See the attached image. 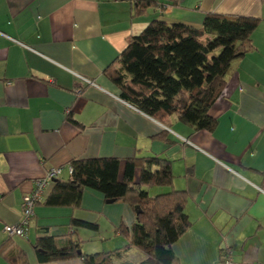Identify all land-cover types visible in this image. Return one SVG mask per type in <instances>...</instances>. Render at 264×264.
I'll return each mask as SVG.
<instances>
[{
    "label": "crops",
    "instance_id": "obj_1",
    "mask_svg": "<svg viewBox=\"0 0 264 264\" xmlns=\"http://www.w3.org/2000/svg\"><path fill=\"white\" fill-rule=\"evenodd\" d=\"M208 13L259 19L209 109L213 131L165 126L119 98L107 71L130 38L153 19L201 28ZM146 155L168 159L173 187L186 191L190 225L172 246L179 264H219L226 248L236 264H264V0H159L144 11L133 0H0V264L19 252L28 264L81 263H40L33 245L43 236L111 252L115 264L142 261L119 230L132 210L92 189L78 207L37 204L24 238L3 227L19 221L23 196L50 169L68 180L73 159L115 157L122 172Z\"/></svg>",
    "mask_w": 264,
    "mask_h": 264
},
{
    "label": "trees",
    "instance_id": "obj_2",
    "mask_svg": "<svg viewBox=\"0 0 264 264\" xmlns=\"http://www.w3.org/2000/svg\"><path fill=\"white\" fill-rule=\"evenodd\" d=\"M158 1L133 0L137 11ZM258 23L255 17L219 13L206 14L201 28L153 19L128 40L117 66L107 73L119 88V98L165 126L176 120L194 130L213 131L217 120L209 109L222 93L233 61L252 49L251 36ZM120 165L115 157L73 159L69 179H53V187L47 194L45 190L39 203L78 207L85 189L121 201L134 214L130 226L119 227L129 238L126 247H137L145 254L134 264H179L172 246L190 221L186 191L173 187L170 161L146 155L127 158L122 172ZM151 188L157 193L150 195ZM33 246L40 263L78 259L80 264H115L111 252L82 253L74 242L60 248L51 236L40 237ZM14 261L28 264L22 252Z\"/></svg>",
    "mask_w": 264,
    "mask_h": 264
},
{
    "label": "built area",
    "instance_id": "obj_3",
    "mask_svg": "<svg viewBox=\"0 0 264 264\" xmlns=\"http://www.w3.org/2000/svg\"><path fill=\"white\" fill-rule=\"evenodd\" d=\"M30 49V48H29ZM85 83H91L90 80L79 76ZM69 170L70 166H69ZM61 168H52L43 176L36 178L33 182L32 190L26 193L22 199V212L18 222L3 227L4 233L9 237H26V232L30 221L33 219L35 206L41 201L42 196L51 181L58 177ZM219 264H236L231 256V251L226 248L221 251Z\"/></svg>",
    "mask_w": 264,
    "mask_h": 264
},
{
    "label": "rangeland",
    "instance_id": "obj_4",
    "mask_svg": "<svg viewBox=\"0 0 264 264\" xmlns=\"http://www.w3.org/2000/svg\"><path fill=\"white\" fill-rule=\"evenodd\" d=\"M148 191H149V194L150 195H154V194H156L157 192V189L156 188H151V189H148ZM132 254V258L134 259V258H136V255H135V253H131Z\"/></svg>",
    "mask_w": 264,
    "mask_h": 264
},
{
    "label": "water",
    "instance_id": "obj_5",
    "mask_svg": "<svg viewBox=\"0 0 264 264\" xmlns=\"http://www.w3.org/2000/svg\"><path fill=\"white\" fill-rule=\"evenodd\" d=\"M115 200H106V203H113Z\"/></svg>",
    "mask_w": 264,
    "mask_h": 264
}]
</instances>
